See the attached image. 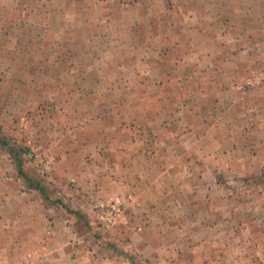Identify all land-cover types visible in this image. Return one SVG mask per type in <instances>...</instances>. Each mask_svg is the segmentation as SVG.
<instances>
[{
    "label": "rangeland",
    "instance_id": "rangeland-1",
    "mask_svg": "<svg viewBox=\"0 0 264 264\" xmlns=\"http://www.w3.org/2000/svg\"><path fill=\"white\" fill-rule=\"evenodd\" d=\"M59 2L49 0V17L47 18L38 16L23 18V27L22 25L18 27V24L15 27L17 31L15 34L7 33L8 30L5 32L6 28H2L0 55L16 56L21 63L14 67H7V70L21 75L31 74L34 78L37 75L38 88L45 89L49 86V129L53 128L55 122L70 121V126H74L77 122H84L89 126L80 125L82 127L81 134H78L81 135L80 141H85L88 145L92 144L89 142H93L96 138L110 137L119 141L115 145L109 143L105 147L107 148L105 153L108 154L106 157L122 158L124 157L122 151L135 152L139 156H154L159 162L158 169L182 171L179 184L183 188L178 191L179 194L172 193V195H174V201H179L174 204V208L177 212L180 211L179 223L182 224L173 237L175 240L179 239L184 255L180 259L157 261L152 257H144L135 250L128 235L130 226L128 202L131 195L113 193L94 197L89 201L92 212L74 205L71 199L61 192L62 187H59L51 178L58 167L55 163L56 152L61 151V155L66 154L71 161L81 158L77 165L67 162L63 167V186L91 191L83 183L87 176L83 179L80 173L81 170L85 171L86 166H90L89 152L80 154L76 151L74 155L70 154L72 148L70 146L69 149L65 135L67 133L68 137H73L79 132H69L68 128L63 130L62 126L58 130L49 131V141L46 143L49 145L34 140L31 127L25 119L29 113L25 104L31 99L23 95L19 98L23 103L19 108L20 115L17 118L14 116L5 126L0 124V143L2 139L8 143L10 149L5 148V150L11 154L17 173L12 175L6 171L0 174V182L1 180L10 182L22 190V193L20 191L16 193H27L26 197L29 196V200L41 202L48 212L45 216L46 226L41 227L42 238L33 244L26 243V249L32 246V250H36L37 255L17 258L15 263L30 264L36 261V264H53L52 260L49 261V208L60 206L64 211L63 215L69 214L73 223L69 222L64 231L59 228L57 232L78 233L83 239L80 244L86 251H93L96 248L100 255L110 256L117 253L131 264H175V260H178L179 264H264V225L258 226L253 222L255 215L264 214V191L261 193L255 191V186L264 187V177L260 178L254 172L244 176L243 163L240 162L229 172L227 166L229 161L224 156L228 154L226 152L229 148L226 146L227 138L225 136L223 140V142L226 141L225 144L223 142L220 144V140L215 136L223 132L227 134L221 123L215 124L213 134L208 136L209 131L205 129L203 122L206 120V113L198 106L202 104L204 108L205 104L209 103L206 97L213 95L219 85L205 80L208 73L206 68L196 69L187 63L180 65L183 57L186 56L185 52L188 56V51H179L177 43L173 42V33V37L167 35L170 41L164 44L159 53L139 46L135 50L127 51L100 49L102 44L94 48L95 40L98 41L106 36L102 33L104 24L101 19L93 16L94 8L88 7L90 11L86 17L78 18L76 15L65 17L58 10L61 5V1ZM25 4L31 9L42 7L38 5L45 6L43 3L33 1ZM254 7L260 9V15L264 20V0L256 2ZM134 20L135 25L140 28L144 27L141 23L154 22L153 17L145 21L144 19ZM170 20L167 19L168 22ZM85 28L91 31H85ZM95 32H97L96 35H94ZM246 34L249 36L250 33L246 32ZM137 37L140 41L142 33L134 36V38ZM260 37L261 40L256 41L258 57L255 62L242 72L245 75L243 79L237 82L234 80V87L239 92H247L264 85V35ZM105 48H109V45H105ZM143 58L158 59L159 66L145 68L136 66L138 62L135 60L140 61ZM27 60H34L37 64L31 66ZM126 61H129V64H135L134 67ZM147 68L149 71L155 69L157 81L146 79L144 72ZM197 72L198 82L186 81L181 84L175 80L178 74L189 75ZM190 91L196 96L194 99L196 105L192 109L184 103L190 100L185 96L189 95ZM180 95L183 97L180 101L184 104L181 124L177 123V116L174 113ZM19 96L20 93L17 92V97ZM190 119H195V122L191 123ZM191 125L196 127V137L199 140L192 147L189 146ZM40 133L38 132V135ZM175 137H181V140L173 144ZM51 140L57 142L60 140L61 149L57 151L52 149ZM208 143L209 146L206 147ZM5 146L7 147V144ZM239 148L235 144L234 150L240 152ZM103 149L104 147L101 148L99 143L95 148L93 147V150L98 152ZM15 154L23 160L24 173L19 172ZM212 158H214L213 163L210 161ZM173 160H180V162L177 166H172ZM86 170L91 173L90 169ZM208 170H214V177L206 173ZM77 177L80 181L83 179L82 184ZM163 182H166V179ZM37 184L40 187H37ZM40 188H44L45 193ZM189 189H192L191 193ZM1 190L2 187H0V209L4 201L1 199ZM258 197L263 198V201H258ZM160 199L159 202L166 205L169 196L165 193L160 194ZM190 199H192L191 202H189ZM108 200H119L124 208L123 215L115 225H106L100 217V203ZM260 206L262 208H259ZM190 208L192 212H189ZM203 234L207 238H204ZM206 239L212 241L206 242ZM256 241H260V247H257ZM194 246H197L196 250ZM130 256L135 258L134 263ZM1 261L8 264L6 259H0Z\"/></svg>",
    "mask_w": 264,
    "mask_h": 264
},
{
    "label": "crops",
    "instance_id": "crops-1",
    "mask_svg": "<svg viewBox=\"0 0 264 264\" xmlns=\"http://www.w3.org/2000/svg\"><path fill=\"white\" fill-rule=\"evenodd\" d=\"M30 1L43 3L45 6L38 5L42 7H32L31 9L25 4ZM59 1H61V5L58 10L65 17L70 15H76L78 18L86 17L90 11L88 7L94 8L93 16L101 19L104 24L102 33L106 35L103 39L95 40L94 48H98V44H102L100 49L127 51L135 50L139 46L142 49L154 50L159 53L164 44L170 41L167 35L172 37L174 35V41H172L177 43L179 51H188V56L185 52L186 56L183 57L180 65L187 63L196 69L205 67L208 72L205 80L219 85L213 95L206 97L209 99V103H206L204 108L202 104L198 107L206 113V120L203 122L205 129L209 131L208 136L213 134V128L217 123H221L224 131H227L226 135L223 132L221 135L215 136L220 140V144L225 136L227 138L226 146L229 148L226 149L228 154L224 156L229 161L227 164L229 172L236 168L240 162L243 163L242 173L244 176L254 172L258 177H264V85L252 88L247 92H239L234 87V80L237 82L243 79L245 75L242 72L258 57L256 41L261 40L260 36L264 35V20L260 15V9H255L254 6L261 0ZM74 5L78 7L74 8ZM32 16L49 17V0H0V32L2 28H6L5 32L8 30L7 33L15 34L17 32L15 27L18 24V27L22 25L23 18ZM150 17L154 18L153 23L150 21L149 24L141 23L143 28L135 25L134 19H144L145 21ZM167 19L171 20L168 22ZM24 27L27 28V26ZM85 31L91 30L85 28ZM246 32L250 33L249 36ZM139 33H142L140 41L138 37L134 38ZM107 44L109 48H105ZM135 61L138 62L136 66L142 68L159 66L160 63L158 59L154 58ZM27 62L31 66L37 64L34 60H27ZM126 62L129 64V61ZM20 64L16 56L0 55V124L5 126L6 123L12 121L14 116L17 118L20 115L19 108L23 103L19 98L25 95V98L31 99L29 103L25 104L29 110L25 119L31 127L34 140L46 144L49 141V131L58 130L60 126L64 127L63 130L68 128L69 132L78 131L79 133L73 137H68L66 133L65 141L69 145V149L70 146L72 148L70 154L74 155L76 151H79L80 154L89 152L91 162H88L90 166H86V169H90L91 173L86 169L84 172L81 170L80 173L83 179L84 176H87L83 183L91 191L63 186V167L67 162L77 165L81 158L71 161L66 154L61 155L62 152L57 151L62 147L59 145L60 140L58 142L51 140V148L57 151L55 163L58 164L51 178L59 187H62L61 192H64L74 205L80 206L88 212H92L89 201L99 195L105 196L113 193H120L124 196L131 195L128 202V216H130L128 235L135 250L144 257H152L157 261L180 259L184 255L183 249L180 247L179 239L175 240L173 234L178 232L182 224L179 223L180 211L177 212L174 208V204L179 201H174L172 193L179 194L178 191L183 188L179 184L182 171L167 168L158 169L159 162L154 156H139L135 152L122 151L124 157L112 156L108 158L105 147L109 143L115 145L119 141L110 137L96 138L93 142H89L92 143L89 145L85 141H80L81 135H78L82 131L80 125L89 126L84 122H77L74 126H70V121L55 122L53 128L49 129V86H46L45 89L38 88L39 77L37 75L34 78L31 74L21 75L8 72L7 67ZM129 65L134 67L135 64ZM154 71L155 69L149 71L147 68L144 72L147 80H158ZM175 80L181 84L186 81L198 82V72L189 75L178 74L175 76ZM17 92L20 93L19 97H17ZM24 92L26 94H23ZM185 96L190 100H186L184 103L189 106L188 108H194L196 105L195 93L190 91L189 95ZM178 99L179 103L174 108V113L177 116V123L181 124L184 104L180 100L183 97L180 95ZM190 122H195V119H190ZM193 126L191 125L189 128V146L191 147L199 142L196 137V127ZM38 132H41L40 135ZM180 140L181 137H175L173 144ZM98 143L101 148L104 147L101 152L93 150V147L95 148ZM225 143L226 141L223 142V144ZM235 144L240 147V152L234 150ZM208 146L209 143L206 147ZM210 161L213 163L214 158ZM13 162L11 154L0 143V174L6 171L12 175L17 174ZM173 162L172 166H177L180 160H173ZM206 173L214 177V170H208ZM77 179L79 183L83 180L80 181L79 177ZM164 179L166 182H163ZM0 187H2L1 199L4 200H2L3 205L0 209V259H6L8 264H16L17 258L37 255V251L32 250V246L26 249V243L33 244L42 238L41 227L46 226L45 216L48 211L41 202L29 200V196L26 197L27 193L18 194L19 191L22 193V190L10 182L1 180ZM255 191L261 193L264 191V187L255 186ZM189 192L191 193L192 189H189ZM164 193L169 196L166 205L159 202L160 194ZM261 197H258L257 200L263 201ZM193 200H195L194 197ZM189 212H192V208L189 209ZM63 214L64 211L60 206L49 208V261L52 260L53 264H131L117 253L107 256V254L100 255L96 248L93 251H86L80 244L82 236L78 233L57 232L59 228L64 231L70 224L69 222L73 223L69 214ZM190 215L189 217H192ZM254 219V224L264 225V214L255 215ZM204 225L208 227V225ZM152 233L153 235H151ZM203 237L207 238L205 234ZM207 241L209 240L206 239ZM256 242L258 243L257 247H260V241ZM196 247L194 246V250ZM0 263L4 264L2 261ZM174 263L179 264V261L175 260ZM30 264H36V261L30 262Z\"/></svg>",
    "mask_w": 264,
    "mask_h": 264
},
{
    "label": "built area",
    "instance_id": "built-area-1",
    "mask_svg": "<svg viewBox=\"0 0 264 264\" xmlns=\"http://www.w3.org/2000/svg\"><path fill=\"white\" fill-rule=\"evenodd\" d=\"M251 83V79H249ZM99 208L101 209L100 217L106 225H115L119 222L120 216L123 215V205L119 200L106 201L100 203Z\"/></svg>",
    "mask_w": 264,
    "mask_h": 264
},
{
    "label": "trees",
    "instance_id": "trees-1",
    "mask_svg": "<svg viewBox=\"0 0 264 264\" xmlns=\"http://www.w3.org/2000/svg\"><path fill=\"white\" fill-rule=\"evenodd\" d=\"M1 143H2V145H3V147L4 148H8V143L6 142V141H4L3 139H2V141H1ZM7 144V147L5 146ZM8 149H10V148H8ZM15 156H16V159H15V162H16V165L18 166V168H19V172L20 173H24V171H22V165H23V160H22V158L21 157H19V155L17 154H15ZM37 187H40L38 184L36 185ZM41 189V191L43 192V193H45L44 192V188H40ZM130 258H131V260L133 261V263L135 262V258L133 257V256H130Z\"/></svg>",
    "mask_w": 264,
    "mask_h": 264
}]
</instances>
